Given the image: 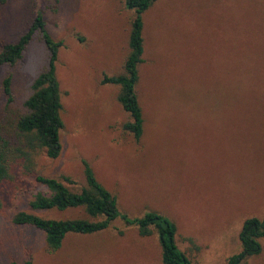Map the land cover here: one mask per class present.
I'll use <instances>...</instances> for the list:
<instances>
[{
    "label": "rangeland",
    "instance_id": "1",
    "mask_svg": "<svg viewBox=\"0 0 264 264\" xmlns=\"http://www.w3.org/2000/svg\"><path fill=\"white\" fill-rule=\"evenodd\" d=\"M38 8L65 45L57 65L65 130L60 158L42 156L35 172L69 176L78 191L86 159L121 213L158 212L177 225L179 247L193 264H226L242 250L244 222L264 217V0H161L147 12L139 144L120 130L127 116L118 88L101 84L103 72H120L128 53L132 14L124 0H7L0 4V49L27 32ZM48 56L37 37L17 64L0 67V126L12 129L9 116L26 112ZM38 192L46 189L33 180L5 190L0 264H163L157 237L136 229L71 234L50 251L41 232L12 223L18 211L33 212L28 201ZM33 213L84 217L76 210ZM262 244L244 264H264Z\"/></svg>",
    "mask_w": 264,
    "mask_h": 264
},
{
    "label": "trees",
    "instance_id": "2",
    "mask_svg": "<svg viewBox=\"0 0 264 264\" xmlns=\"http://www.w3.org/2000/svg\"><path fill=\"white\" fill-rule=\"evenodd\" d=\"M160 1L124 0L125 8L132 14L128 53L123 58L120 72H103L101 80L102 85L118 88L117 101L127 116L120 130L137 144L141 142L146 126L140 93L142 67L146 63L147 53L145 15ZM6 2L0 0V4ZM37 37L47 48V65L31 86V94L25 102L26 112L16 118L9 116L14 125L12 129L7 130L6 125L0 126V213H5V190L15 189L33 180L42 185L46 193L38 192L32 196L28 201L31 211L61 213L76 210L84 213V217L70 219H56L27 211H18L13 216L14 225L41 232L50 251L61 249L71 234L95 235L114 229V232L124 236L130 229H136L142 238L157 237L163 264H193L179 247L178 227L171 219L155 211H147L136 218L121 213L117 197L98 180L86 159L81 161L85 183L78 191L69 187L68 184L75 185L69 176L57 178L35 172L36 163L42 156L56 160L63 153L65 122L57 65L59 51L65 45L51 35L44 12L40 9L34 13L27 32L0 49V67L13 66L23 58L24 52ZM11 87L12 81L8 77L3 81V88L9 103L12 102ZM117 221L123 222L122 229L116 228ZM263 240L264 217L246 220L240 233L242 250L231 256L226 264H244L250 257L259 256L263 252ZM11 264H33V259L24 262L13 260Z\"/></svg>",
    "mask_w": 264,
    "mask_h": 264
}]
</instances>
